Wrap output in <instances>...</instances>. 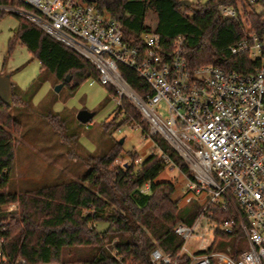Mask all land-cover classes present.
<instances>
[{
    "label": "trees",
    "instance_id": "1",
    "mask_svg": "<svg viewBox=\"0 0 264 264\" xmlns=\"http://www.w3.org/2000/svg\"><path fill=\"white\" fill-rule=\"evenodd\" d=\"M255 2L207 0L184 6L181 0H96L95 6L121 23L128 42L143 46L144 34L155 31L169 47L177 37L183 36L189 67L210 63L228 70L249 72L255 70L258 61L252 60L249 53L234 56L228 50L244 37L241 24L222 18L218 7L224 3L242 10L241 18L247 19L253 30L260 33L264 30V13L253 7L264 5V0ZM152 12L157 20L155 27L147 20ZM5 14L1 12L0 19ZM18 18L19 27L9 42L10 53L21 42L40 60L41 71L49 72L64 86L69 85L72 92L88 79H99V71L85 57L52 39L37 24ZM119 67L124 79L143 95L148 85L133 69ZM68 75L71 80L66 82ZM11 87L9 104L0 99V221L9 219L0 227L7 261L0 264H20L19 260H25L26 264H153L150 254L154 248L159 246L165 253L181 249L183 241L175 233V227L182 221L192 224L201 206L197 200H192L179 207L180 200L173 197L176 185L171 181H157L168 164L157 155L148 156L140 166L133 162L129 166L113 167L121 153V148H114L100 158L81 181L71 180L40 189L33 195L10 192L8 186L15 160L11 128L20 125L13 121L8 110L14 98L25 102L21 90L12 82ZM107 87L112 96L113 88ZM129 111L127 104L125 121L139 120L140 115L135 110ZM146 129L144 125V133ZM153 140L179 170L191 177L186 162L172 146L160 137ZM146 184H150L149 193H142L140 189ZM13 202L20 203L19 209L1 211L3 206ZM213 210L217 221L231 214L215 207ZM100 223H107V228L100 231L96 226ZM229 237L239 239L244 235L238 228L229 235L217 230L208 251L224 248V242L219 241ZM112 242L114 245L107 247ZM113 248L118 257L112 254ZM240 252L234 250L236 258ZM184 260L188 264L190 258Z\"/></svg>",
    "mask_w": 264,
    "mask_h": 264
},
{
    "label": "built area",
    "instance_id": "2",
    "mask_svg": "<svg viewBox=\"0 0 264 264\" xmlns=\"http://www.w3.org/2000/svg\"><path fill=\"white\" fill-rule=\"evenodd\" d=\"M218 10L222 18L241 24L244 37L228 50L234 56L249 53L258 61L254 71L210 63L191 68L183 36L169 47L155 31L144 34L143 46L128 42L121 23L88 0H0V13L37 24L85 57L99 71L100 83L113 88V105L123 108L125 99L131 100L140 123L147 124V136L164 139L187 162L191 177L186 176V201L197 200L201 211L192 224L182 221L175 227L181 249L165 253L154 248L153 264H181L185 257L190 258L188 264H264V30L254 31L241 18L242 10L232 5L222 3ZM120 65L133 69L148 85L143 95L124 79ZM149 190L150 184L140 189ZM212 207L231 214L217 221ZM205 223L212 225L214 237L217 230L229 235L240 229L247 248L237 258L208 251L213 242L208 244L206 233L198 232ZM3 224L0 221V227ZM198 236L201 245L191 251L189 243ZM3 242L0 230V261L7 262ZM112 254L118 257L114 248Z\"/></svg>",
    "mask_w": 264,
    "mask_h": 264
},
{
    "label": "rangeland",
    "instance_id": "3",
    "mask_svg": "<svg viewBox=\"0 0 264 264\" xmlns=\"http://www.w3.org/2000/svg\"><path fill=\"white\" fill-rule=\"evenodd\" d=\"M188 1L195 4L206 3L207 0ZM253 9L264 12L262 6H254ZM147 20L152 27L156 26L153 12ZM18 27L19 18L15 14L6 13L0 19V73L10 77L25 100L12 99L8 110L13 121L20 125L11 128L15 160L8 186L10 192L33 195L40 189L60 186L71 180L81 181L95 163L114 148H121V153L113 162V167L129 166L133 162L140 166L150 155L160 157V148L156 147L154 138L144 133L143 126L147 128V124L140 123L141 115L131 100L125 99L123 108L114 106L108 87L93 78L83 82L75 92L71 91L69 85L56 92L55 85L59 83L52 74L41 71L40 60L24 44L18 42L10 53V38ZM127 104L130 111L135 110L140 115L139 120L130 116L131 119L125 121L128 116ZM83 110L92 112L94 117L84 124L77 117ZM186 176L174 164H168L157 177L159 182L166 180L176 185L173 197L180 200L179 207L187 204ZM19 207V202L7 203L1 211L7 213ZM7 221L9 219L1 222L5 224ZM96 226L103 231L108 224L100 223ZM211 226L205 223V227L198 231L199 234L203 231L206 233L208 244L214 239L213 231L209 229ZM200 239L198 236L197 241H190L191 251L201 245ZM221 241L224 242V248L218 247L216 250L224 253L234 254L235 249L242 252L247 248L244 237H229L219 243ZM112 243H108L107 247H111ZM181 264L187 263L183 260Z\"/></svg>",
    "mask_w": 264,
    "mask_h": 264
},
{
    "label": "water",
    "instance_id": "4",
    "mask_svg": "<svg viewBox=\"0 0 264 264\" xmlns=\"http://www.w3.org/2000/svg\"><path fill=\"white\" fill-rule=\"evenodd\" d=\"M89 2H95L96 0H88ZM181 4H183L184 6H191L192 3H190V1L188 0H182ZM71 80V76L68 75L66 82ZM64 84L63 83H59L55 85V91L56 92H60L63 88H64ZM11 79L8 75H2L0 73V99L9 104L10 102V95H11ZM78 120L84 124L89 122L90 120H92L93 117V113L88 111V110H83L81 112H79L77 114ZM123 139L121 140V143H123Z\"/></svg>",
    "mask_w": 264,
    "mask_h": 264
},
{
    "label": "crops",
    "instance_id": "5",
    "mask_svg": "<svg viewBox=\"0 0 264 264\" xmlns=\"http://www.w3.org/2000/svg\"><path fill=\"white\" fill-rule=\"evenodd\" d=\"M256 6H261V5H255V7H256Z\"/></svg>",
    "mask_w": 264,
    "mask_h": 264
}]
</instances>
